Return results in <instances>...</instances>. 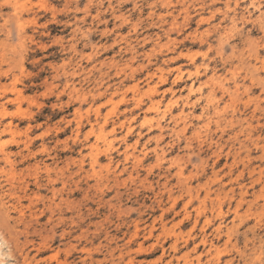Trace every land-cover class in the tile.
<instances>
[{"label": "rangeland", "instance_id": "1", "mask_svg": "<svg viewBox=\"0 0 264 264\" xmlns=\"http://www.w3.org/2000/svg\"><path fill=\"white\" fill-rule=\"evenodd\" d=\"M258 1L0 0V264H264Z\"/></svg>", "mask_w": 264, "mask_h": 264}, {"label": "bare ground", "instance_id": "2", "mask_svg": "<svg viewBox=\"0 0 264 264\" xmlns=\"http://www.w3.org/2000/svg\"><path fill=\"white\" fill-rule=\"evenodd\" d=\"M237 1H238V0H237ZM257 1H258V0H257ZM258 2H260V1H258ZM248 5H249V4H248ZM255 6L257 7V5H255ZM256 7H255V8H256ZM259 11H261V10H259ZM259 11H258V12H259ZM260 13H261V12H260ZM262 13L264 14V11H262ZM262 13H261V14H262ZM261 14H260V15H261ZM249 15H250V14H249ZM249 15H248V16H249ZM260 15H259V17H260ZM242 16H243V15H242ZM263 16H264V15H263ZM232 17H233V15H232ZM243 17H246V16H243ZM234 18H235V15H234V17H233L232 19H234ZM262 18H264V17L261 16V20H262ZM240 19H242V18H240ZM243 19H244V18H243ZM236 20H237V19H236ZM234 21H235V20H234ZM259 22H261V21H259ZM233 23H234V22H233ZM258 61H259V60H258ZM191 89H192V88H191ZM187 91H188V90H187ZM190 93H191V92H190ZM191 100H192V99H191ZM156 103H157V102H156ZM189 103H190V102H189ZM190 111H191V110H190ZM179 112H180V111H179ZM217 112H218V111H217ZM214 113H215V112H214ZM187 114H188V113H187ZM191 114H192V113H191ZM188 115H189V114H188ZM197 118H198V117H197ZM200 118H201V116H200ZM157 122H158V121H157ZM156 126H157V125H156ZM160 127H161V126H160ZM162 127H163V126H162ZM157 128H158V127H157ZM160 129H162V128H160ZM160 129H159V130H160ZM161 131H162V130H161ZM161 131H159V132H161ZM160 135H161V134H160ZM257 138H258V137H257ZM257 138H256V139H257ZM256 139H255V140H256ZM262 141H263V140H262ZM256 142H258V141L256 140ZM254 143H255V142H254ZM256 144H257V143H256ZM256 144H255V145H256ZM258 144H259V143H258ZM240 148H241V147H240ZM163 150H164V149H163ZM161 152H162V148H161ZM0 238H1V240H2V236H1ZM1 240H0V241H1ZM2 241H4V240H2ZM2 241H1V242H2ZM4 243H5V242H4ZM0 244H2V243H0ZM0 249H1V247H0ZM1 251H2V249H1ZM4 251H5V250H4ZM0 254H2V253H0ZM3 254H4V252H3ZM8 255H9V254H8ZM0 257H1V256H0ZM2 260H4V259H2ZM6 260H7V259H6ZM2 262H3V261H2ZM4 262H5V260H4ZM6 262H7V261H6ZM6 262H5V264H7ZM3 264H4V263H3Z\"/></svg>", "mask_w": 264, "mask_h": 264}]
</instances>
